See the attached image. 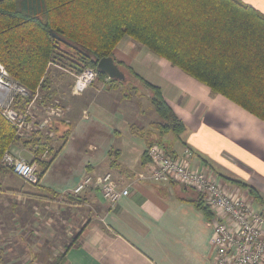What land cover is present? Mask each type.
Wrapping results in <instances>:
<instances>
[{"label":"crops","instance_id":"1","mask_svg":"<svg viewBox=\"0 0 264 264\" xmlns=\"http://www.w3.org/2000/svg\"><path fill=\"white\" fill-rule=\"evenodd\" d=\"M241 1L264 14V0ZM113 57L160 88L185 130L176 135L153 128L162 119L151 93L125 70L126 83L98 79L76 95L75 72L50 65L46 102L58 114L50 123L49 166L42 173L35 162L40 181L32 187L10 169L0 172V232L16 248L31 243L34 250L12 264H212L213 227L195 203L196 191L140 177L149 176L150 141L192 168L214 173L225 189L264 210V121L130 36ZM46 102L37 103L35 120L46 117ZM132 125L147 129V135L134 134ZM27 140L18 138L10 150L34 161ZM108 172L130 190L115 205L95 185ZM86 177L92 182L74 194ZM234 181L254 187L260 200Z\"/></svg>","mask_w":264,"mask_h":264},{"label":"trees","instance_id":"2","mask_svg":"<svg viewBox=\"0 0 264 264\" xmlns=\"http://www.w3.org/2000/svg\"><path fill=\"white\" fill-rule=\"evenodd\" d=\"M125 36L264 121V14L241 0H0V61L32 93L43 79L44 98L50 95V63L76 73L96 68L102 58L113 56ZM123 69L151 93L162 119L152 127L162 134L183 133L184 122L160 88ZM30 100L19 98L15 107L25 111ZM131 128L134 134L148 133ZM17 139L15 126L0 113V172L9 169L2 158ZM48 140L39 136L26 141L42 173L51 160L42 159L46 147L53 154ZM234 182L260 200L254 187ZM195 203L212 217L198 194Z\"/></svg>","mask_w":264,"mask_h":264},{"label":"built area","instance_id":"3","mask_svg":"<svg viewBox=\"0 0 264 264\" xmlns=\"http://www.w3.org/2000/svg\"><path fill=\"white\" fill-rule=\"evenodd\" d=\"M97 68L87 67L74 75L73 94L80 95L98 79ZM31 98L25 111L15 107L19 98ZM40 90L31 92L18 80L11 77L5 65L0 61V113L16 128L18 138H52L50 127L57 107L46 109V117L35 120L33 110L42 101ZM186 154L191 155L190 150ZM150 159L149 178L157 182H177L187 186L200 195L206 206L212 211L209 219L213 227L211 244L212 264H264V210L257 209L244 197L225 189L214 173L194 169L183 159L169 154L161 145L153 144L147 148ZM49 157L46 147L42 158ZM2 163L26 183L37 185L40 176L34 161L17 157L7 150ZM92 182L86 177L73 190L80 194ZM103 197L115 205L122 196L130 194L129 188H122L113 173L108 172L95 180Z\"/></svg>","mask_w":264,"mask_h":264},{"label":"rangeland","instance_id":"4","mask_svg":"<svg viewBox=\"0 0 264 264\" xmlns=\"http://www.w3.org/2000/svg\"><path fill=\"white\" fill-rule=\"evenodd\" d=\"M50 65H58V64H55V63H50ZM94 68V67H92ZM97 68V67H96ZM66 69V68H65ZM76 73V72H75ZM78 73V72H77ZM128 74H130L131 72H127ZM48 75V73H47ZM75 75V74H74ZM131 75H133L131 73ZM109 81H110V78H108ZM107 80V79H106ZM51 81V80H50ZM96 81H99L98 79ZM52 83V82H51ZM51 83L49 84L50 87L48 88L49 90V93H50V90H51ZM42 84H43V79L41 80L37 90H40V92L42 93L43 95V101H40L42 103H45L47 100V97L44 98V91L42 89ZM74 84V82H73ZM132 86V85H131ZM144 90H148L146 87H144L143 85L141 86ZM72 88H73V85H72ZM36 90V91H37ZM39 103V102H38ZM46 105L50 106L52 104H48V102H46ZM30 187H32L30 184H29ZM5 235V234H4ZM4 235L2 234V232H0V264H12V262L15 263V259L18 257V256H23V254H26L25 256H29L30 254L33 255V249H32V246H31V243H28L26 245H23L22 247H19V248H16V246L12 243V241H9L7 242L5 240V237ZM11 242V243H10ZM10 261V262H9Z\"/></svg>","mask_w":264,"mask_h":264},{"label":"water","instance_id":"5","mask_svg":"<svg viewBox=\"0 0 264 264\" xmlns=\"http://www.w3.org/2000/svg\"><path fill=\"white\" fill-rule=\"evenodd\" d=\"M52 35L58 37L54 32H52ZM97 70L99 73L105 74L111 80H115L119 83H126L128 80L126 72L120 64L116 62L113 56L102 58L97 64Z\"/></svg>","mask_w":264,"mask_h":264},{"label":"bare ground","instance_id":"6","mask_svg":"<svg viewBox=\"0 0 264 264\" xmlns=\"http://www.w3.org/2000/svg\"><path fill=\"white\" fill-rule=\"evenodd\" d=\"M108 77V76H107ZM109 78V77H108Z\"/></svg>","mask_w":264,"mask_h":264}]
</instances>
